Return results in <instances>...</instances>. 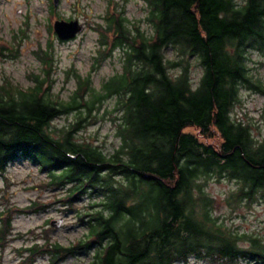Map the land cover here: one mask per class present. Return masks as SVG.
Masks as SVG:
<instances>
[{
    "label": "trees",
    "instance_id": "trees-1",
    "mask_svg": "<svg viewBox=\"0 0 264 264\" xmlns=\"http://www.w3.org/2000/svg\"><path fill=\"white\" fill-rule=\"evenodd\" d=\"M142 1L147 32L108 0L91 69L114 49L120 69L98 87L91 70L73 71L68 98L50 94L48 46L38 54L43 74L28 76L32 85L0 83V174L21 158L36 164L85 224L74 244L43 241L50 264L91 249L87 264H264V238L230 229L206 191L210 179L235 181L224 198L230 208L264 194V131L255 138L231 115L242 87L264 94L248 67L249 51L264 50V0ZM193 58L201 70L195 84ZM109 98L118 146L106 154L76 133ZM71 112L74 123L51 128ZM84 195L92 202L80 213Z\"/></svg>",
    "mask_w": 264,
    "mask_h": 264
},
{
    "label": "rangeland",
    "instance_id": "rangeland-1",
    "mask_svg": "<svg viewBox=\"0 0 264 264\" xmlns=\"http://www.w3.org/2000/svg\"><path fill=\"white\" fill-rule=\"evenodd\" d=\"M107 3L108 0H59L55 8L52 0H0V46L6 47L4 54L0 55V83L9 80L22 87L32 85L28 76L43 74L38 54L48 46L52 53L50 94L56 98H68L76 85L73 71L86 76L91 70L92 84L98 87L120 69L119 51L116 49L91 69L98 49L97 26L107 10ZM111 4V10H122L129 26L139 22L141 30H150L144 21L146 10L142 0H113ZM57 19H78L84 24V29L75 38L61 41L52 28ZM9 51L16 52V57H12ZM190 62V75L195 84L201 70L196 59ZM248 67L251 76L264 86V50L249 51ZM113 106L114 98L103 101L95 109L93 117L88 118L85 126L76 133V139L98 145L106 154L112 152L118 146L111 121ZM231 115L249 123L253 136L261 138L264 131V94L242 87L240 102L235 104ZM76 120L77 113L71 112L53 119L51 128L67 127ZM187 130L196 133L194 129ZM208 141L216 142L217 139ZM44 179V172L23 158L11 163L0 174V205L10 220L5 240L0 243V264H50L49 255L40 253L45 239L70 245L86 232L85 224L76 219V211L64 209L63 189L50 188ZM236 187L235 181L210 179L206 191L214 200V216L239 233L249 232L264 238V194L249 205L239 203L230 208L224 198ZM89 202L92 198L84 195L75 206L82 213ZM58 218H63L61 226H51L50 221ZM240 244L247 243L241 241ZM34 245L38 251L30 254L27 248ZM93 252L91 249L69 256L56 264H87ZM188 264L209 263L191 258ZM237 264L256 263L238 260Z\"/></svg>",
    "mask_w": 264,
    "mask_h": 264
},
{
    "label": "water",
    "instance_id": "water-1",
    "mask_svg": "<svg viewBox=\"0 0 264 264\" xmlns=\"http://www.w3.org/2000/svg\"><path fill=\"white\" fill-rule=\"evenodd\" d=\"M53 7H57L59 0H52ZM53 31L59 40L73 39L84 29V24L78 19L64 20L57 19L52 25ZM63 222V218L52 219L50 225L53 227H60Z\"/></svg>",
    "mask_w": 264,
    "mask_h": 264
},
{
    "label": "flooded vegetation",
    "instance_id": "flooded-vegetation-1",
    "mask_svg": "<svg viewBox=\"0 0 264 264\" xmlns=\"http://www.w3.org/2000/svg\"><path fill=\"white\" fill-rule=\"evenodd\" d=\"M2 206L0 205V243H3L5 240V236L7 234V229L8 226H10V220H9V225H7V221L9 217L6 215L5 209L1 208ZM27 251L30 252V254H33L35 251L33 246L27 248Z\"/></svg>",
    "mask_w": 264,
    "mask_h": 264
}]
</instances>
